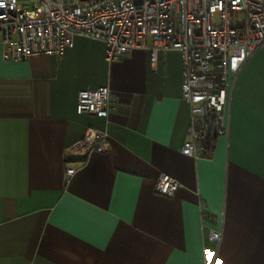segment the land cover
I'll use <instances>...</instances> for the list:
<instances>
[{
  "label": "crops",
  "instance_id": "0c3cea01",
  "mask_svg": "<svg viewBox=\"0 0 264 264\" xmlns=\"http://www.w3.org/2000/svg\"><path fill=\"white\" fill-rule=\"evenodd\" d=\"M182 69L177 49L107 61L84 36L5 61L0 38V264H264V46L228 78L229 132L210 158L180 151ZM102 85L108 115L78 113L79 90ZM88 127L109 147L70 156ZM162 173L171 195L155 190Z\"/></svg>",
  "mask_w": 264,
  "mask_h": 264
},
{
  "label": "built area",
  "instance_id": "2783aa9c",
  "mask_svg": "<svg viewBox=\"0 0 264 264\" xmlns=\"http://www.w3.org/2000/svg\"><path fill=\"white\" fill-rule=\"evenodd\" d=\"M0 0L1 55L5 61L60 56L75 37L105 43V59L114 61L135 48L182 53V100L189 107L186 138L180 151L195 159L210 158L217 137L228 135V78L264 46V0ZM113 107L108 86L77 94L76 111L106 117ZM109 147L105 130L88 127L69 147L70 156H85ZM75 167L67 169V177ZM178 180L160 174L155 190L173 194ZM211 236L219 239L220 231ZM206 264L208 261H206Z\"/></svg>",
  "mask_w": 264,
  "mask_h": 264
},
{
  "label": "rangeland",
  "instance_id": "374dc122",
  "mask_svg": "<svg viewBox=\"0 0 264 264\" xmlns=\"http://www.w3.org/2000/svg\"><path fill=\"white\" fill-rule=\"evenodd\" d=\"M25 7L31 6V0H19Z\"/></svg>",
  "mask_w": 264,
  "mask_h": 264
},
{
  "label": "water",
  "instance_id": "95a60500",
  "mask_svg": "<svg viewBox=\"0 0 264 264\" xmlns=\"http://www.w3.org/2000/svg\"><path fill=\"white\" fill-rule=\"evenodd\" d=\"M135 2H137V3H141L142 2V0H134Z\"/></svg>",
  "mask_w": 264,
  "mask_h": 264
},
{
  "label": "snow or ice",
  "instance_id": "6c2138e0",
  "mask_svg": "<svg viewBox=\"0 0 264 264\" xmlns=\"http://www.w3.org/2000/svg\"><path fill=\"white\" fill-rule=\"evenodd\" d=\"M3 5H2V3H0V7H2Z\"/></svg>",
  "mask_w": 264,
  "mask_h": 264
}]
</instances>
